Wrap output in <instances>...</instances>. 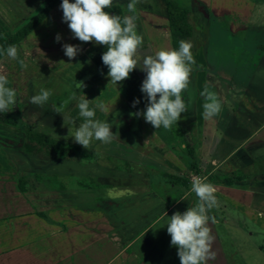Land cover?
I'll return each mask as SVG.
<instances>
[{
  "label": "crops",
  "instance_id": "0c3cea01",
  "mask_svg": "<svg viewBox=\"0 0 264 264\" xmlns=\"http://www.w3.org/2000/svg\"><path fill=\"white\" fill-rule=\"evenodd\" d=\"M129 2L113 0L105 10L136 16L142 53L173 49L166 0H139L135 13L127 11ZM178 2L191 10L196 63L183 93L189 111L170 129L130 115L146 107L140 91L146 74L137 68L111 83L107 66L87 55L90 47L106 46L74 39L55 9L16 45L17 59H0L6 86L17 92L12 112L26 127L0 122V264H180L163 213H183L197 202L190 191L195 175L216 187L220 204L208 213L215 217L209 221L215 259L208 264H264V239L249 262L221 222L226 212L238 213L264 233V0ZM44 6V0H0L6 35ZM64 44L82 51L69 60ZM205 87L222 104L211 120L203 116ZM41 88L53 91L42 108L28 101ZM73 93L91 101L96 119L113 124L116 140H94L89 149L73 141L84 122Z\"/></svg>",
  "mask_w": 264,
  "mask_h": 264
},
{
  "label": "clouds",
  "instance_id": "9594fccd",
  "mask_svg": "<svg viewBox=\"0 0 264 264\" xmlns=\"http://www.w3.org/2000/svg\"><path fill=\"white\" fill-rule=\"evenodd\" d=\"M138 3L139 0H130L127 11L135 13ZM112 4L113 0H62V20L67 23L74 39L106 46L101 59L108 68L107 77L111 83L118 85L129 79L137 68L146 74L140 88L147 100L146 107L142 111L130 113L131 116H142L145 122L156 129L177 126L181 114L189 111L191 104V100L186 102L183 99V93L189 88L192 66L196 63L192 53L193 44L180 40L178 49H160L153 54H144L141 51L143 36L136 30V16L110 14L105 9ZM55 39L59 42L60 35ZM62 47L69 60L82 51L79 45L64 44ZM4 52L8 59H17L16 45H9ZM7 84L6 75L0 73V113L11 112L16 105V89L7 87ZM77 84L80 88L85 86L82 81ZM52 95L51 89L41 88L28 101L42 108L49 103ZM201 95L205 99L204 119L211 120L218 116L222 111L218 95L208 87ZM69 99L78 100L76 106L80 117L84 118L71 137L75 143L89 149L94 140L110 144L118 138V132L111 131L112 123L95 118L96 111L90 108L91 101L85 95L78 99L77 94L73 93ZM139 103V99L134 100L133 107ZM51 107L54 112L62 113V107L55 104ZM98 107L102 111L108 110L104 104ZM190 191L197 197V202L183 213L176 211L170 217L164 211L163 215L167 218L164 226L171 237V246L177 248L180 264H208L209 260L215 259L212 250L214 237L209 227V221L215 223V217L208 213L220 206L215 194L217 189L206 177L193 176Z\"/></svg>",
  "mask_w": 264,
  "mask_h": 264
},
{
  "label": "trees",
  "instance_id": "16d2710c",
  "mask_svg": "<svg viewBox=\"0 0 264 264\" xmlns=\"http://www.w3.org/2000/svg\"><path fill=\"white\" fill-rule=\"evenodd\" d=\"M44 1H45L44 8L36 16H34L27 24H25L21 29H19L16 33L12 35H6L4 28L0 23V59L4 55H6L4 50L9 45H12V44L17 45L19 42H21L61 2V0H44ZM166 7H167V12H168L169 29L171 32L173 49H178L180 40L190 41L192 37L193 28L191 24V10L189 8L181 6L178 0H166ZM103 52L105 51L99 47H90L87 49V55L98 67L103 66L102 59H101ZM0 122L13 125V126H18L23 129L26 128L23 125V123H21V121L19 120L18 115L12 111L8 113H0ZM187 148H188L189 155L193 159L192 167L195 168L194 147L192 143L189 141L187 143ZM237 179H239V177L233 178V180H237ZM22 181L24 180L21 179L20 181L21 190H25V188L22 185ZM185 182L186 181H183V183L181 182L179 183L177 181H173L172 184H176V185L183 184L187 186ZM79 186L83 188L93 187L91 184H87L84 182H81ZM60 188H63V186Z\"/></svg>",
  "mask_w": 264,
  "mask_h": 264
},
{
  "label": "rangeland",
  "instance_id": "374dc122",
  "mask_svg": "<svg viewBox=\"0 0 264 264\" xmlns=\"http://www.w3.org/2000/svg\"><path fill=\"white\" fill-rule=\"evenodd\" d=\"M55 11L62 19L63 12L61 7H56ZM217 217L223 218L222 212ZM224 218L226 221L221 222L224 224L227 231L226 233L231 236L234 241V245L236 244L238 247L237 251L240 252V249L243 250V252H245L244 258L249 262H254L256 259L255 257L258 255L256 247L262 245L264 233L253 226L252 223L244 221L238 213L226 212Z\"/></svg>",
  "mask_w": 264,
  "mask_h": 264
},
{
  "label": "built area",
  "instance_id": "2783aa9c",
  "mask_svg": "<svg viewBox=\"0 0 264 264\" xmlns=\"http://www.w3.org/2000/svg\"><path fill=\"white\" fill-rule=\"evenodd\" d=\"M195 176H198V175H195Z\"/></svg>",
  "mask_w": 264,
  "mask_h": 264
}]
</instances>
